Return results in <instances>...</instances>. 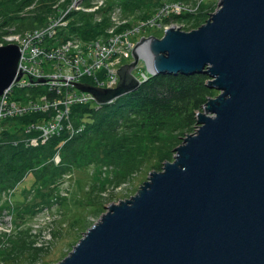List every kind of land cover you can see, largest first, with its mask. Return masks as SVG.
I'll return each instance as SVG.
<instances>
[{"label":"water","instance_id":"1","mask_svg":"<svg viewBox=\"0 0 264 264\" xmlns=\"http://www.w3.org/2000/svg\"><path fill=\"white\" fill-rule=\"evenodd\" d=\"M143 43L154 74L205 73L219 93L174 160L50 264H264V0H220L198 28L142 37L116 87L75 86L100 105L136 90ZM20 55L17 43L0 45V95L21 77Z\"/></svg>","mask_w":264,"mask_h":264},{"label":"trees","instance_id":"2","mask_svg":"<svg viewBox=\"0 0 264 264\" xmlns=\"http://www.w3.org/2000/svg\"><path fill=\"white\" fill-rule=\"evenodd\" d=\"M71 1L0 0V25L23 26L30 29L46 26L53 22L51 21L53 18L56 19L66 12ZM163 1L108 0L107 4L97 11L102 18L100 21H96L95 13L71 8L62 18V22L68 21L67 25L61 23L56 25L55 33L53 35L46 33L40 44L45 46L47 53H55V58L48 62L59 64L58 57L60 53L63 54L59 48L69 40L93 38L108 40L112 34L109 32L112 23L108 12L112 11L115 5H122L126 10L124 13L128 12L130 17L132 15V19L114 29L116 33H120L132 28L135 20L146 19ZM30 7L32 11L29 15L17 13ZM209 14L210 11H201L197 16H193L194 21L199 23ZM74 49L72 47L68 51L70 57L74 56ZM92 52L95 53L94 50ZM85 56L92 62L93 55L87 50ZM208 80L209 76L205 73L153 74L136 90L110 103L98 107L90 103H75L71 106L74 132L71 133L69 128L64 127L59 133H55L46 142H40L37 146H32L30 141L26 140L32 134L25 126L41 117L42 113L32 112L6 119L7 122L0 132V193L2 190L14 188L28 175H32L31 187L23 188L21 192L23 199L24 197L26 199L25 191L34 188L38 195H43L42 187L54 183L59 175L72 169L86 168L90 164H94L96 168L102 164L131 166L140 152L148 149L147 141L153 140L151 137L167 128L177 129L182 134L193 128L197 123V112L203 110L209 97L219 93L207 85ZM40 93H46L49 97L54 96V92L38 87L25 88L24 92L15 95L26 101ZM83 120L86 121L85 127L79 130ZM61 141L64 143L61 144ZM59 150L61 162L56 164L52 157ZM158 167L163 168L161 164ZM94 178H99V175L95 174ZM21 193L14 196L15 202H22ZM50 196L51 192H48L46 197ZM4 208L1 204L0 214Z\"/></svg>","mask_w":264,"mask_h":264},{"label":"rangeland","instance_id":"3","mask_svg":"<svg viewBox=\"0 0 264 264\" xmlns=\"http://www.w3.org/2000/svg\"><path fill=\"white\" fill-rule=\"evenodd\" d=\"M107 1L72 0L68 9L74 8L82 12L95 13L96 21H100L102 18L97 11L104 7ZM74 2L75 6H72ZM86 2H90V4L87 5ZM219 5L220 0H164L159 4L158 9L147 16L146 21L135 20L131 28L133 29L131 34L128 37L126 35L130 43L124 46L119 54V59H115L110 68H120L122 65L133 61V49L142 37H149L152 34L161 38L170 26H178L186 31L198 28L207 21L212 12L218 9ZM212 8L213 10H211ZM30 9L31 7L17 13L29 15V12L32 11ZM155 11H157L155 16L165 15L156 19L153 16ZM201 11H210V14L197 23L194 21L195 17L193 16H197ZM124 12L126 10L119 4L108 12L112 23L111 30L132 19V15L130 17L128 12L127 14ZM181 15H185L184 18L178 17ZM67 22L64 21L61 24L67 25ZM0 27V44L14 41L18 37H28L31 40V54L24 57L23 64H29V66L30 64H43L42 56H39L42 52L39 46H37L38 51L36 53H33L32 50L35 41L33 39L36 34L25 32L30 28H23V26L3 27L1 25ZM46 28L47 26L41 27L38 33H44ZM110 33L113 34V32ZM96 39L93 38L87 42L93 44L96 41L95 43L98 45L99 42ZM76 42H79V40H76ZM80 44L84 46V41L81 40ZM143 46L147 47L145 44ZM89 49L94 50L93 45H90ZM147 50L149 49L147 48ZM147 54V56H143L144 59L139 60L137 66L132 70L138 76H141V72L147 71L146 64L152 72L150 64H148L151 60V52ZM68 64H70L68 61H60V65L53 70L57 74L55 79L59 80L56 83H60L68 75L77 74ZM41 70L42 67L38 66L37 69H31L25 75L23 72H19L21 77L16 80V83L24 79L25 84L33 83L24 86L27 89L35 87L47 89V86L51 87L52 85L49 84L53 83L51 81L53 76L44 75L40 77ZM45 74L51 73L45 72ZM89 78L87 76L86 80ZM17 87L22 90H17L15 94L18 95L24 92L25 88ZM70 88L73 89V87ZM36 102L40 105L46 104L42 97ZM92 106L98 107L100 104L92 103ZM85 122L83 120L81 126ZM197 127L198 124L195 123L187 133H193ZM183 137H185V134L179 133L177 129L167 128L158 135L151 137L153 140L147 141L148 149L143 153L139 151L140 155L135 158L131 166L123 164L121 167L118 165V168L115 164H102L101 167H97L100 169L98 170L94 164H90L86 168L72 169L59 175L54 183L42 187L43 195H38L34 188V190L25 191L26 199L25 197L23 199L21 192L23 188L31 187L32 175H28L14 188L2 190L0 205L3 204L5 208L0 214V264H50L68 255L74 249L79 238L84 236L97 219L99 220L108 211V206L111 203H118L121 199L130 198L148 179L151 171L161 170L162 168H159L158 165L163 166L166 159L174 160L175 148L182 143ZM39 143L34 142L32 146H37ZM62 143L64 141H61ZM52 160L56 164L61 162L60 150L56 151ZM95 174H98L99 178L95 179ZM48 192H51L50 197H46ZM20 193L23 199L22 202H15L14 196Z\"/></svg>","mask_w":264,"mask_h":264},{"label":"built area","instance_id":"4","mask_svg":"<svg viewBox=\"0 0 264 264\" xmlns=\"http://www.w3.org/2000/svg\"><path fill=\"white\" fill-rule=\"evenodd\" d=\"M74 4L75 2L72 4V6H75ZM68 11L69 9H67L66 12H64L56 19L53 18L51 20L53 22L46 25L47 28L42 34L38 33L40 32L41 27L27 29L25 31L36 34L34 39L32 38V36L29 35V37L35 40L33 43L34 47L32 48V50L33 53H36L38 51L37 46H39V49L42 51L39 56H42L43 64H30V66L29 64H23L24 57L29 56L31 54V40L28 37H18V39L10 41L16 42L21 50V55L17 68L18 73L23 72V74L25 75L27 74V72L31 71V69L35 70L38 68V66H41L42 70L39 74L40 77L44 75L53 76V78H51V81L53 83L49 84L52 86H47V90L54 92V96L49 97L46 93H40L36 97L28 98L26 101L20 100V98L16 97L15 92L17 90L22 89L17 86H21L24 89V86H29L33 83L29 82L28 84H25L26 82L24 79L16 83V80H14L12 84L8 88H6L5 91L0 95V132L5 125V122H7L6 119L14 117L15 115H25L27 113L36 112L42 113V116L36 118L33 121H30L25 126L27 128L26 130L32 134L26 139L27 141L29 140L31 144H34V142H36L37 144L39 142H46L52 135H54L55 133H59V131L62 130L64 127L69 128L73 133L75 127L71 120V106L75 103L98 104L91 93L80 90L78 87L75 86V83L88 82L90 84L104 88H113L117 86L119 82V67H110L111 63L115 59H119V54L121 50L124 49V46L127 43H130L129 39L126 38V35L128 37L131 34L133 30L131 28L126 29L120 33H116L114 29L109 30V32H113V34L110 35L108 40H105L103 38H97L96 40L97 42H99L98 45H96V41H94L93 44H89L87 42L88 40H83L84 46H81L80 41L82 39H80L79 42L69 40L66 44L59 48L60 51L63 53L61 54L58 51L60 53L58 57L59 64H50L48 62V60H50L51 62V59L55 58V53H47L45 46L41 45L40 41L42 40L43 36H46V33H48L49 35H53V33H55V26L62 23V18L66 15ZM157 11L153 13L154 18H162L163 15H165L159 14L158 16H155ZM142 20L146 21L145 19ZM49 31L51 32L49 33ZM90 45H93V47L94 45L96 46V49H94L95 53H93L92 50L89 49ZM72 47L75 48L73 53V57L75 58L70 57V55L68 54V51ZM86 50L89 52L90 55H93L92 62H89L88 57L85 56ZM63 60L68 61L70 63L68 65L71 66L77 74L68 75L65 79H63V81H61L60 83H56L59 80L55 79L57 78V74L54 73L55 71L53 70H55L56 67L60 65V61ZM145 67L147 71L141 72V78L144 81L154 74L150 71L147 64ZM45 72L51 74H45ZM87 76L91 79L86 80ZM91 76L95 77L92 78ZM70 87H73V89H71ZM40 97L44 99L46 104L40 105L36 102ZM83 127L84 126L82 125L78 129L81 130Z\"/></svg>","mask_w":264,"mask_h":264},{"label":"bare ground","instance_id":"5","mask_svg":"<svg viewBox=\"0 0 264 264\" xmlns=\"http://www.w3.org/2000/svg\"><path fill=\"white\" fill-rule=\"evenodd\" d=\"M105 1V0H104ZM176 27V26H175ZM178 27V26H177ZM144 44V43H143ZM143 44H141L140 46H138L137 47V52H138V54H139V57H140V59L141 58H143V56H147L148 54V52L150 53V51L149 50H147V47H145V46H143L142 47V45ZM146 45V44H145ZM144 59V58H143ZM148 64H150V67H151V60H149V63ZM150 69V68H149ZM152 70V69H151ZM132 73L137 77V79L139 80V82H140V84L144 81L142 78H141V76H138L137 74H135L133 71H132ZM90 79V78H89ZM114 88V87H113ZM83 126L85 127V124H83Z\"/></svg>","mask_w":264,"mask_h":264},{"label":"clouds","instance_id":"6","mask_svg":"<svg viewBox=\"0 0 264 264\" xmlns=\"http://www.w3.org/2000/svg\"><path fill=\"white\" fill-rule=\"evenodd\" d=\"M6 44V43H5ZM1 45V44H0Z\"/></svg>","mask_w":264,"mask_h":264},{"label":"flooded vegetation","instance_id":"7","mask_svg":"<svg viewBox=\"0 0 264 264\" xmlns=\"http://www.w3.org/2000/svg\"><path fill=\"white\" fill-rule=\"evenodd\" d=\"M134 72V71H133ZM135 73V72H134Z\"/></svg>","mask_w":264,"mask_h":264}]
</instances>
